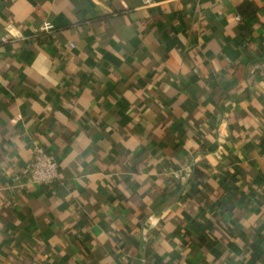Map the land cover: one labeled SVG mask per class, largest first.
<instances>
[{"label":"crops","instance_id":"crops-1","mask_svg":"<svg viewBox=\"0 0 264 264\" xmlns=\"http://www.w3.org/2000/svg\"><path fill=\"white\" fill-rule=\"evenodd\" d=\"M0 264H264V0H0Z\"/></svg>","mask_w":264,"mask_h":264},{"label":"built area","instance_id":"built-area-1","mask_svg":"<svg viewBox=\"0 0 264 264\" xmlns=\"http://www.w3.org/2000/svg\"><path fill=\"white\" fill-rule=\"evenodd\" d=\"M144 6H151L153 0H141ZM46 29H49L47 26ZM3 38L2 42H6ZM74 46L71 45V48ZM29 181L36 185H53L60 178V164L56 157L50 154L40 143L34 142L32 146V159L28 165ZM183 178H190V173L185 172Z\"/></svg>","mask_w":264,"mask_h":264}]
</instances>
